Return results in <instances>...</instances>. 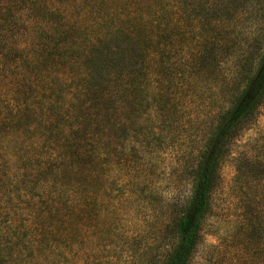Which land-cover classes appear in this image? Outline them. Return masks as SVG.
<instances>
[{
  "label": "trees",
  "instance_id": "16d2710c",
  "mask_svg": "<svg viewBox=\"0 0 264 264\" xmlns=\"http://www.w3.org/2000/svg\"><path fill=\"white\" fill-rule=\"evenodd\" d=\"M263 111L264 0H0V264H195L227 160L228 251L264 264Z\"/></svg>",
  "mask_w": 264,
  "mask_h": 264
},
{
  "label": "rangeland",
  "instance_id": "374dc122",
  "mask_svg": "<svg viewBox=\"0 0 264 264\" xmlns=\"http://www.w3.org/2000/svg\"><path fill=\"white\" fill-rule=\"evenodd\" d=\"M264 130V111L261 112V115L257 121V124L252 128L251 131L248 132L249 137L251 140H254V138H257L261 131ZM250 140L246 137L242 138V141L239 143V146H243L244 144L248 143ZM251 142V141H250ZM253 142V141H252ZM176 155H179V151H173V150H167L166 154L163 155V164L160 168V173L157 178H160V182L158 183V186L161 184V187L164 188L163 192L165 194L164 200L168 201L171 200L172 197L176 196L179 193V190H185L187 188L186 180H184L183 176H180L178 180L176 181L179 185L177 186V183H174L170 181V174L171 169L174 165ZM175 167H178V165H175ZM162 169H164L162 173ZM146 173H147V167H146ZM179 174H181L179 172ZM156 175V174H154ZM235 176V170L234 166L231 160H227L223 164V169L221 172L222 182L220 187L218 188V191L215 195L214 199V211L219 215V217L215 216L212 219H209L207 222V225L204 229L205 233V243L204 246L201 248L199 254L196 258L195 264H238L236 263L228 251L229 246L231 244V238L227 237V229L229 224L227 221L229 220L227 218V215L238 213V207L240 206V202L237 204V200L240 198V190L238 188V184H236V181L234 180ZM156 178V179H157ZM129 207L133 208L135 211L137 210L136 206L137 204L135 202H131L128 205ZM238 206V207H237ZM160 213L159 210H157L154 214L152 212H149L146 209H143V205L141 204L139 207V213L137 214V219L135 220L136 223H134V230H133V224H131V219L129 215L123 214L125 217L123 219V229L130 230L134 234L136 231L138 233L141 232H147L148 230L154 234L157 233V223L153 222L148 223L147 226H140V220L145 216L147 219H151L152 216L156 217ZM131 215V214H130ZM129 216V217H128ZM144 228V230L142 229ZM151 238V237H150ZM148 238L147 244L144 245V243L137 244V247L135 248L136 253L135 254H142L144 257H146L148 252L151 251L155 244L156 240L155 238L150 239ZM142 256L140 259H143ZM139 261V258L134 260V263H137ZM125 264V263H124ZM126 264L129 263V259L126 262Z\"/></svg>",
  "mask_w": 264,
  "mask_h": 264
}]
</instances>
